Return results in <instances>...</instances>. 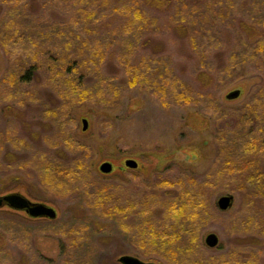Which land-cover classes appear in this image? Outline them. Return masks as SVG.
<instances>
[{
  "label": "rangeland",
  "instance_id": "obj_1",
  "mask_svg": "<svg viewBox=\"0 0 264 264\" xmlns=\"http://www.w3.org/2000/svg\"><path fill=\"white\" fill-rule=\"evenodd\" d=\"M108 1L106 10L121 3ZM205 2L203 0L199 4ZM94 5L88 10L98 8L94 9L97 16L90 22L84 20L82 25L93 28V35L104 45L103 41H106L103 37H109L106 39L109 41L113 34L101 28L111 21L103 13L105 9L102 11L99 8L98 2ZM65 6L62 8L50 0H0V196L19 193L32 202H42L56 210L54 219L33 218L21 210L2 206L0 264H118L117 259L121 255L138 256L156 264H175L165 256V245L159 244L155 249L149 244L152 229L149 231L146 227L145 217L134 212L140 205L135 209L128 206L130 213L127 214L118 211L116 205L121 200H126V203L147 198L148 201L155 200V210L152 209L150 215L153 224L174 225L178 219L169 212V204L176 197V191L183 195L177 188L178 184L205 190V205L200 204L202 215L195 225L199 238L192 255L196 261L203 257L210 258L215 264H230L231 258L235 261L239 254L252 248L260 253L258 264H264V237L254 234L252 223L249 225L250 217L252 222L260 219L261 216L257 217L255 213L263 211L264 205L248 200L249 189H246L247 186L254 187L250 185L251 179L246 178L251 167L264 176V156H256L250 168L243 165V170L231 178L218 174L219 157L216 155L221 149L224 154L236 151V160L244 157V151L234 148L239 144L233 141L232 136L242 125L248 127L250 124L243 121V110L245 104L259 97L258 91L263 90L264 64L262 71L253 68L256 71L242 69L236 73L217 75L212 65L217 61L209 58L212 64L208 69L214 78L210 87L207 86L208 90L200 88L203 97H206L192 105L168 104L179 96L175 94L178 91L176 87L181 86L179 78L194 83L198 89L201 82L195 80L196 75L188 67L194 61L187 58L192 51L184 44L186 39L168 29V24L162 29L155 26V34L148 36L160 40L154 51L157 55L164 54L169 62L165 68L164 58L156 61L158 72L175 75V88L168 92L172 97L168 98L164 93L157 95L143 88H127L120 80L116 86H124V89H119L122 95L117 102V96L109 97L119 92L108 93L110 85L107 81L101 84L102 88H107L101 97L98 81L100 69L106 68L104 63L89 78H81L86 85L87 82H94L90 84L92 89L89 88L91 95L88 92V98L77 103L67 117H62L61 111L65 110H61V106L71 97L64 74L66 66H59L54 51L44 55L38 53L35 59L27 61L24 56H15V53L38 45L23 36L25 34L21 30L28 26H34L38 40L44 41L45 45L39 44L42 49L50 48L55 36L61 38L58 34L69 30L68 21L73 18L72 9L67 4ZM145 10L154 15L150 9ZM252 14H256V24L262 23L264 27V10L252 8ZM217 17L222 18V15L219 13ZM248 19L247 25H251L250 16ZM222 25L219 23L216 27ZM258 25L260 32L262 27ZM239 28V23L232 22L230 27L219 28V32H227L220 33L221 37L216 41L226 44ZM246 31L245 34L239 31L240 38L259 34L257 30ZM18 33L19 36H16ZM144 36L147 37L141 36V41ZM117 40L122 41L120 38ZM140 43L137 42L138 45ZM100 49L103 50L101 46ZM135 50L137 55L122 56L125 63H134L137 56L142 57L140 48L136 46ZM146 54L148 56L140 59L145 71L152 68L150 64L154 61L151 60L155 58L150 52ZM114 59L118 67L115 71L117 79L127 78L126 66ZM33 64L37 66L38 79L18 83L25 67ZM137 67L139 72L138 64ZM186 67L185 71L182 70ZM58 72L64 79L55 76ZM53 78L54 85L51 83ZM202 82L208 84L209 81ZM234 89H240V95L235 99H226V94ZM209 92L212 96L207 98ZM22 98H25L24 101ZM71 102L75 103L76 99ZM82 118L88 122L85 130H82ZM69 132L83 143L82 148L64 144L62 137L70 135ZM261 134L264 136V128ZM58 149H65L64 153ZM43 156L54 161L55 166L40 168L38 160ZM126 159H134L137 167H126ZM230 160L235 161L232 157ZM103 162L111 163L110 172L99 170ZM164 180L170 188L158 189L160 186L157 185ZM261 190L264 191V187ZM99 193L106 194L112 201L102 204L101 208L91 207L89 200H95ZM224 195H231L233 200L229 208L221 210L217 200ZM209 233L217 235L219 242L216 247L206 245L205 237Z\"/></svg>",
  "mask_w": 264,
  "mask_h": 264
},
{
  "label": "trees",
  "instance_id": "obj_2",
  "mask_svg": "<svg viewBox=\"0 0 264 264\" xmlns=\"http://www.w3.org/2000/svg\"><path fill=\"white\" fill-rule=\"evenodd\" d=\"M50 1H52L53 3H58V5L62 8H66L65 5L67 4L70 10L72 9L71 16H73V18L72 21L69 20L70 23L68 21L70 31L62 30L60 34H58L61 35V38L60 36H55L54 44L51 45L50 48L42 49L41 47H39V44H44V41L40 42V40H38L35 27L28 26L23 28V26V29L21 30L25 34L23 36L29 37L34 44L37 43L38 45L34 48L31 47L28 50H18L17 53H15V56H24L23 59L27 61V59H35V56H37L38 53L40 55H44L49 52L52 53V51H54V53L57 54L59 66H66V71L64 72V74L66 75L65 77L67 78L69 83V94L71 96L69 97L70 100L65 103L63 102V106H61V110H65L64 112L61 111L62 117H67L69 113L71 114L73 108L77 107V103H81V101L88 98V92L91 95L92 90L90 89H92V85L90 84H93L94 82H87L86 85L85 82L81 81V78L84 76L89 78V76L94 73L96 69L102 68V65H104V63L106 68H102L103 70L100 69V81H98L101 86V97H103L105 95L104 93L107 92V88L104 89L101 85L106 83V81L110 85V90L108 91V93L119 92L117 95L109 97L114 98L115 96H117L118 98L115 99L116 102L122 95V91H119V89H124V86H116V84L118 82L120 83V81L125 84L127 88L138 87L150 90L157 95L164 93L165 96H168V98L172 97L170 96V94H168V92L170 91V89H172V87L175 88V83L173 84L175 75L174 73H171L169 74V77L165 74L161 75L160 72H158L157 68H159V65L157 64V62L163 60L164 54L157 55L158 53H155L154 51V46L160 44V40L155 39V37L148 36L153 33L155 34L157 30L154 29L155 26L162 29L166 24H168V29L172 30L173 33H179V36H181L182 39L184 38L187 40V42L186 40L184 41V44L186 43L187 49L189 48V50L192 51L191 55L187 56V58L194 61V64L190 63L188 67L190 68L191 73L196 75L195 80L201 82L198 89L195 87L194 83L192 84L189 81H186L185 79L182 80L178 77L181 86L176 87L178 91H175V94H179V96L174 101H172V99V102L168 104L192 105L199 103L202 98L206 97H203L204 94L202 95L201 92L204 90H208L207 86L210 87V85L212 84V79L214 78V76L208 69L209 65L212 64L210 59H215L217 61V64H212L215 68L212 69H214L217 75L233 72L236 73L241 71L242 69H246L247 71H262L263 69L264 27H262V23L260 25L256 24V22H258L254 18L256 14L251 15V9L258 8L259 10L261 9L263 11L264 0H206V2L202 5L199 3L203 0H110V2L112 3H115L117 1L118 4L120 2L122 3H120L118 6H114L111 10H106V6L109 4L108 0ZM97 2L99 3V8H102V11L103 9H105L103 13L106 14V18H109V21L112 22H109L108 24L105 23V27L101 28V30H108L113 34V38L110 37L109 41L106 40L109 37H103V39L105 38L104 40L106 41H103L104 45H101L97 40L98 37L93 35V28L85 27L82 25V22H84V20L90 22L97 16V12H95L94 9L98 8H92L91 10H88V7L95 6L94 4ZM100 2H102L103 4H101ZM146 8L150 9V11L154 13V15H150L148 11L145 10ZM219 13L222 15V18L217 17ZM249 16L252 21L251 25H247L248 20H250L248 19ZM231 22L236 24L239 23V31L244 34L247 32L246 30H257L259 34L257 36V34L254 33L255 36L254 34H252V37L242 39L239 36L240 34H238L240 32L236 31V35H233L232 40L228 39L225 42L226 44H222L223 42L220 43L216 41L217 38L221 37L219 36L220 33L227 32H219V28H223V26L224 28L225 26L230 27ZM219 23H222L223 25L216 27ZM256 25L262 27V31L259 32V28ZM19 33L16 36H19ZM143 35H147V37L144 36L145 38H143L141 41L140 38ZM57 38L59 39L58 41ZM118 38L122 39V41H118ZM112 41H115V43L112 44ZM138 41L141 42L139 45L137 44ZM100 46L103 48V50L100 49ZM136 46L140 48L143 58L145 56H148L146 53L149 52L152 56L155 57L153 58V60H151L154 61V63L151 62L150 64L152 65V68H147V71H145L143 65H140L142 63V61L140 60L142 57L137 56L134 60V63H125V60L123 61V57L126 58L132 53H134V55H137L135 53ZM160 48L158 49L160 50ZM227 52L228 55L226 57ZM114 58H116L118 63H123L126 66L125 76L127 78L117 79V74H115V71L118 67L117 62ZM106 59L108 60L106 61ZM34 63L38 65L36 60L34 61ZM164 63L166 68L167 63L169 62L165 60V58ZM35 64L25 67L24 73L20 76V79L17 80L18 83H20V81L22 83H25L32 79H38V71ZM137 64L140 66L139 72ZM150 65H148V67H150ZM160 65L163 66V64ZM253 68L256 70H253ZM186 69L187 67L182 68V70L184 71ZM55 76L63 78L60 72H58V74L55 73ZM184 77L186 78L185 75ZM203 80L205 82L209 81L208 84L203 83ZM51 83L54 85V78ZM262 83L263 86H261V88H263V90L260 88L261 90L258 91V93H260L259 97L250 99L245 104L246 108H244L243 110L245 115L243 121H249V126L244 127V125H242V127H240L239 129L240 132L237 131L236 134L232 136L233 141L238 142L239 144L238 147L234 148L240 149L242 152L244 151V157L242 156L240 160H236L234 158L238 156L235 153L236 151H227L224 154V150L219 149V152L221 154L219 155V152H217L216 155L219 157V167L217 172L220 176H228L234 178L237 174L240 173L241 170H243V165H245L247 168H250L253 165V160H255L256 156H264V136L261 134L262 129L264 128V81ZM200 88H202V91L200 90ZM209 96H212V92H209L207 98ZM24 99L25 98H22V101H24ZM73 99H76L75 103L71 102V100ZM238 132L239 135L237 136V138L236 135ZM234 137L236 138L234 139ZM62 138L64 144L68 147L82 148L81 144L83 143H81L71 133L70 135H63ZM241 140L243 141V144H241ZM229 143L231 142L229 141ZM219 146L220 145H218V147ZM64 150L58 149L57 151L64 153ZM230 157H232L235 161L230 160ZM50 160L51 159L47 156L39 157L38 161L41 163L40 168L47 169L49 167H54L55 162ZM237 164L241 165L237 166ZM247 175L248 176L246 178L248 180L251 179L250 185L254 186L246 187V189H249L248 195L250 198L248 200L254 202L255 204H260L261 206L264 205V191L261 190L262 187H264V176L262 172H258L256 171V169H253L251 167ZM165 181L166 180L157 185L160 186L158 189L166 190L167 188H170V186L167 185ZM182 185L183 184H178L177 188L183 192V195L180 194L181 192L176 191V197L173 198V200H171V203L169 204V212L176 216V218L178 219V221L174 225L160 223L153 224L150 215L151 210H155V200L148 201L147 198L140 202H131L129 200L127 201V203L126 200H121L120 204L122 202L125 203L121 205L117 203L116 205L118 211L124 214L130 213V211L127 210L128 206V208L135 209L137 205H140V207L136 211L134 210V212H139V215H141V217H145L146 227L150 229L149 231H151L152 229L149 244L155 246V249L159 244L165 245V256L167 258H170L172 261V250H174L172 248L176 244H178L180 240L184 241V245H189V251L191 253H194L199 238V235L197 233L198 230L195 228V225L198 224V217H201L202 215V212H200V204H202L203 202H205L204 200H206L204 199V188H200L198 190L191 187H184ZM92 200L93 199L89 200V205L91 207L97 206V208H101V206L103 205L110 204V202L112 201V199L107 197V195L104 193H99L97 198L93 201ZM203 205H205V203H203ZM159 210L160 209H158L157 211ZM258 212L259 213L255 214L257 215V217L260 215V219L256 221L253 220L252 222V218L250 217L249 225L250 223H252L251 227L253 232H255L254 234L264 237V210ZM178 253L183 255L186 253V251L183 250L182 246H179ZM241 254L243 256L239 254L240 257H236V259H234L235 261H233L231 258L232 262L230 264H258V261L260 260V253L256 249L249 248ZM227 261L228 260H226V262ZM192 264L215 263H213L210 258L205 259L201 257L199 261L195 260V262L193 261Z\"/></svg>",
  "mask_w": 264,
  "mask_h": 264
},
{
  "label": "water",
  "instance_id": "obj_3",
  "mask_svg": "<svg viewBox=\"0 0 264 264\" xmlns=\"http://www.w3.org/2000/svg\"><path fill=\"white\" fill-rule=\"evenodd\" d=\"M240 89H234L229 91L226 94V99H235L240 95ZM82 130H85L88 126V122L86 118H82ZM124 165L128 168H136L137 162L134 159H126L124 161ZM112 169V165L109 162H103L99 166V170L103 173H108ZM233 197L231 195H224L219 197L217 200V206L221 210H225L229 208L232 204ZM2 202H6L8 206L15 210H25L27 215L30 217L36 218V217H48L51 219L56 218V210L46 205L42 202H32L29 199H27L25 196L19 194V193H10L0 196V205H2ZM218 237L214 233H209L205 237V243L209 247H216L218 245ZM119 260L123 262L124 264H145L143 261H140L139 259L131 256V255H122ZM148 264H154V263H148Z\"/></svg>",
  "mask_w": 264,
  "mask_h": 264
},
{
  "label": "bare ground",
  "instance_id": "obj_4",
  "mask_svg": "<svg viewBox=\"0 0 264 264\" xmlns=\"http://www.w3.org/2000/svg\"><path fill=\"white\" fill-rule=\"evenodd\" d=\"M179 246H182L183 250L186 251L185 254H180L178 253V248ZM189 245H184V241L180 240V242H178V244H176L172 249V257H173V263L175 264H192L193 261H195V257L192 255V253L189 251Z\"/></svg>",
  "mask_w": 264,
  "mask_h": 264
},
{
  "label": "flooded vegetation",
  "instance_id": "obj_5",
  "mask_svg": "<svg viewBox=\"0 0 264 264\" xmlns=\"http://www.w3.org/2000/svg\"><path fill=\"white\" fill-rule=\"evenodd\" d=\"M4 205H7V206H8V204H7L6 202H2V205H0V208H1L2 206H4ZM21 211H23L24 213H26L25 210H21ZM26 214H27V213H26ZM121 256H122V255H121ZM121 256H119L118 259H117V263H118V264H124L123 262H121V261L119 260V258H120ZM131 256H132V255H131ZM133 257L139 259L140 261H143V263H145V264H148V263H154V264H156L155 262L142 260V259H140L138 256H134V255H133Z\"/></svg>",
  "mask_w": 264,
  "mask_h": 264
}]
</instances>
